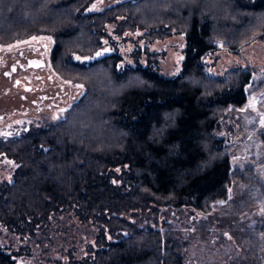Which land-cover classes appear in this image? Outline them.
<instances>
[{"label": "trees", "instance_id": "obj_1", "mask_svg": "<svg viewBox=\"0 0 264 264\" xmlns=\"http://www.w3.org/2000/svg\"><path fill=\"white\" fill-rule=\"evenodd\" d=\"M97 1L0 0V45L51 36L55 72L84 87L63 118L0 139V158L16 164L0 180V224L36 251L92 238L54 264H183L170 211L190 219L229 197L221 121L247 105L255 73L213 76L208 58L264 38V0ZM112 28L151 42L185 33L182 72L119 67ZM252 236V247L234 244L238 264H264V225ZM18 254L0 243V264H20Z\"/></svg>", "mask_w": 264, "mask_h": 264}, {"label": "rangeland", "instance_id": "obj_2", "mask_svg": "<svg viewBox=\"0 0 264 264\" xmlns=\"http://www.w3.org/2000/svg\"><path fill=\"white\" fill-rule=\"evenodd\" d=\"M115 1L118 0H98L97 3L99 6ZM142 34L143 31H139L120 36L114 28L110 30L111 37L121 49L122 59L118 66L152 65L165 77L180 74L185 59V33L173 32L166 39L152 42L143 38ZM31 44H41L50 50L54 46V39L51 36L40 35L0 45V63L3 61V64L6 62L9 66L10 56ZM208 63L210 64L208 72L213 76H224L229 69L239 66H250L255 72L254 79L248 87L247 105L243 109L230 108L221 121V134L227 139V150L232 157L235 176L229 197L214 204L210 213L189 219L182 211H170L169 216L174 237L184 248L183 264H220L224 259L235 261L230 264H238L240 252L236 249L233 255L234 244L247 248L257 244L260 238H254L252 235L264 225V38L248 45L242 54L219 49L209 56ZM41 76L39 81L33 78L31 81L24 80L20 83L16 82V77L13 80L0 77V115H5L4 119L0 118V139L27 131L37 120L29 115L10 114L14 110L22 109L21 95L11 96L16 85L30 89L42 83L41 86L46 87V92L52 94H56L57 90L60 91L65 86L63 88L69 91L70 95L78 94L70 104L52 107L53 120L63 118L69 107L84 92V87L80 83L65 80L58 75L52 64ZM29 92L28 90V96H34ZM64 99L65 95L58 99L57 103L63 102ZM50 104L52 103L47 102L45 106ZM15 165L13 160L6 156L1 157L0 180L7 179L10 168ZM73 241L69 244L61 240L60 245L52 247L49 251L40 249L36 251L27 240L12 234L0 224V243L9 245L12 251L19 253L16 256L20 264H37L39 259L41 263L54 264L59 260L65 263L71 254L77 253L82 242L86 245L92 238L77 234ZM85 245L83 247L87 249Z\"/></svg>", "mask_w": 264, "mask_h": 264}, {"label": "flooded vegetation", "instance_id": "obj_3", "mask_svg": "<svg viewBox=\"0 0 264 264\" xmlns=\"http://www.w3.org/2000/svg\"><path fill=\"white\" fill-rule=\"evenodd\" d=\"M53 48L48 50V48L41 44H31L29 47H22L20 52L17 54H12L10 56L11 64L3 61L0 63V77H6L8 80H13L16 77V82L20 83L24 80L31 81L33 78L39 79L42 77L41 75L46 72L48 68H50L52 64V55ZM43 64V65H42ZM42 83H39L38 86H34V88H23V86L16 85L15 89H13V93L11 96H16V94L21 95L22 109L14 110V112L10 114L29 115L37 119L33 124L29 126H38L47 121H55L51 118L52 107L55 105L63 106L66 104H70L73 102L78 94L70 95L69 91H67L65 86H63L60 91L66 90L64 93H61L57 90L56 94H52L51 92H46V87L41 86ZM51 87V86H49ZM34 94V96H28L27 92ZM78 93L79 90H77ZM63 95H65V99L63 102L57 100L60 99ZM49 102L52 103L49 106H45V104ZM57 107V106H55ZM23 110V112L21 111ZM1 119L5 118L4 114L0 115ZM28 128V129H29ZM27 129V130H28Z\"/></svg>", "mask_w": 264, "mask_h": 264}, {"label": "water", "instance_id": "obj_4", "mask_svg": "<svg viewBox=\"0 0 264 264\" xmlns=\"http://www.w3.org/2000/svg\"><path fill=\"white\" fill-rule=\"evenodd\" d=\"M105 51H102V53H104ZM107 53H110V50H106ZM43 65V64H42Z\"/></svg>", "mask_w": 264, "mask_h": 264}]
</instances>
